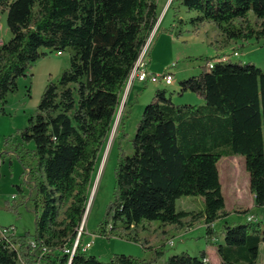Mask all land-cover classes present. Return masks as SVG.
Instances as JSON below:
<instances>
[{"label": "trees", "instance_id": "obj_1", "mask_svg": "<svg viewBox=\"0 0 264 264\" xmlns=\"http://www.w3.org/2000/svg\"><path fill=\"white\" fill-rule=\"evenodd\" d=\"M159 1L0 0L12 33L0 44V112L18 79L46 54L43 48H71L69 67L47 83L20 131L35 148L30 153L19 144L0 151V165L10 153L25 167L36 212L35 244L0 228V264L150 263L126 254L109 261L87 254L86 233L72 249L128 76L158 23ZM175 1L197 13L194 23L215 24L225 43L264 36V0H172L171 5ZM251 14L259 27L250 22ZM210 61L213 67L207 68ZM179 86L180 95L192 91L204 103H176L166 89L156 90L137 123L132 153L119 158L101 235L111 236L118 222L131 229L144 219L184 225L189 217L203 218L214 237L213 223L228 213L218 168L228 155L245 157L254 205L264 206V69L230 58L206 59L201 72L179 80ZM124 116L125 108L118 134ZM187 195L203 196L204 210H178L177 200ZM223 232L225 242L216 244L219 264H258L264 217L225 221ZM207 258L206 250L195 256L182 252L166 264H213Z\"/></svg>", "mask_w": 264, "mask_h": 264}, {"label": "rangeland", "instance_id": "obj_2", "mask_svg": "<svg viewBox=\"0 0 264 264\" xmlns=\"http://www.w3.org/2000/svg\"><path fill=\"white\" fill-rule=\"evenodd\" d=\"M171 2L172 0L159 1L161 19L156 25L157 31L153 30L155 33L147 55L149 59L150 52L153 51L152 62L158 68L169 62L165 65V70H172L177 77L179 74L176 70H182L185 73L202 67L206 59L222 57V52L219 54L218 51L223 49L225 55L230 56L233 62H251L264 69V36L260 39L256 36L249 39L238 38L220 47L218 39L221 36L223 39V35L215 24L207 22L205 25H196L191 21V17L197 14L195 11L188 10L179 1H175L172 5ZM167 5L168 8L164 11ZM249 18L252 24L255 23V26L259 27L260 21L253 14ZM236 22L245 25L242 19H237ZM197 26H199L198 30H196ZM160 34L166 37L157 48L156 43ZM11 36L12 33L7 25V11L0 8V44L8 41ZM43 50L46 54L29 67L26 76L18 79V89L8 95L4 103L5 112H0V151H6L11 146L19 144H23L30 153L35 148L33 141L22 140L20 131L27 126L28 118L37 110L47 83L50 80L56 81L60 77L62 71L69 67L71 57L70 47L62 54L49 48H43ZM234 51H238L239 55H234ZM174 61L175 66H171ZM178 86L177 80L173 85L147 82L144 88L138 91L133 90V84L130 86L126 96L128 102L125 98L126 101L122 104V112L125 108V116L119 134L116 133L110 149L107 151L106 146L101 154L95 177V195L83 217L82 224L87 232L82 236L83 242L91 243L87 254L95 255L102 261H109L116 254H126L150 262L149 264H166L171 255L188 252L195 256L207 249L212 258L213 252L218 257L215 246L225 242L223 232L225 221L237 224L247 222L249 218L264 217V206L254 205L251 197L245 157L236 154L223 156L218 162L227 207L225 210L228 213L213 223L214 237H209L203 218L191 221L189 217L186 218L184 225L163 224L159 220L144 219L138 226L131 229H126L121 222H118L111 236L100 234V224L114 199L119 158L122 154L132 153V139L137 123L145 105L153 101L156 90L166 89L167 96L176 103L189 101L197 104L204 103V101L190 100L187 93L196 95L192 91H186V94L180 95ZM125 89L122 98L125 97ZM3 160L0 165V228L7 229L8 234L25 236L32 241L36 219L33 207L35 191L31 187V182L26 179L25 167L16 154L4 153ZM92 189L93 186L91 191ZM237 190L240 192L237 193ZM237 195L241 202L239 206L233 204ZM177 209L202 212L204 198L200 195L183 196L177 200ZM20 264L26 263L21 260ZM258 264H264V242L260 246Z\"/></svg>", "mask_w": 264, "mask_h": 264}, {"label": "built area", "instance_id": "obj_3", "mask_svg": "<svg viewBox=\"0 0 264 264\" xmlns=\"http://www.w3.org/2000/svg\"><path fill=\"white\" fill-rule=\"evenodd\" d=\"M154 33H155V31H152L150 37L148 38L145 45L143 46L132 70L130 71V74H129L128 80H127V84H126L125 97L124 98H126L127 93L129 92V88L133 84L135 79H138L139 81H143V82H152V83H159L160 82V83H164L166 85L172 84L174 81V73L170 69H166L162 73H159V74L151 72L148 69L149 61H148L147 55H148L149 46H150L151 41L153 39ZM57 53L62 54L61 51H58ZM233 54L239 55V52L234 51ZM228 58H230V56L223 55L220 58V60H226ZM213 64H214V62L210 61L206 64V66H207V68H212ZM171 66H175V62ZM7 232H8L7 229H3V231H2L3 234H8ZM83 233L87 234L83 224H81V226L78 230V234H77L73 249H72V253H74V251L76 250V248L80 242V238H81ZM31 242L33 244H35L34 240H32ZM170 243L172 244L173 241L171 240ZM90 246H91L90 242H85L82 245V251L87 252Z\"/></svg>", "mask_w": 264, "mask_h": 264}, {"label": "crops", "instance_id": "obj_4", "mask_svg": "<svg viewBox=\"0 0 264 264\" xmlns=\"http://www.w3.org/2000/svg\"><path fill=\"white\" fill-rule=\"evenodd\" d=\"M195 24L196 25H198V24H203V25H205V24H207V22H205V21H196L195 22ZM159 27V26H158ZM199 29V26H197L196 27V30H198ZM155 31H157V30H155ZM166 36L164 35V34H160L159 35V37H158V40H157V48H159L160 47V44H161V41L165 38ZM218 41H220V42H218V43H220L219 45H220V47H221V45H224V44H227V43H225L224 41L222 42V36H221V38L220 39H218ZM222 42V43H221ZM220 49V48H219ZM219 54H221L220 52H222V54L223 55H225V51L223 50V49H220L219 51ZM153 51L152 52H150V56H149V59H148V61H149V63H148V69L150 70V71H152V72H154V73H157V72H162V71H164L165 70V65L166 64H168V63H166L165 65H163L161 68H158L157 67V65H155V64H153ZM222 56V55H221ZM221 57H216L215 58V60H217V59H220ZM175 62V61H174ZM173 62V63H174ZM164 68V69H163ZM201 70H202V67H198V68H195V69H193V70H190V71H187V72H185V73H183V71L182 70H176V71H178V76L177 77H175V73H174V81H173V83L172 84H169V85H173L174 83H175V81L177 80V82H179V80H181V79H183V78H185V77H187V76H190V75H195V74H199L200 72H201ZM186 74H189V75H186ZM27 75V74H26ZM143 83V84H142ZM145 83H147V82H143V81H139L138 79H135L134 80V82H133V90H136V91H138V90H141V89H143L144 88V85H145ZM178 88L180 89V86H178ZM187 92H185L184 94H186ZM144 94V93H143ZM183 94V95H184ZM187 95H189L188 96V98L190 99V100H194L195 102H202V101H204V99L203 98H201V97H199V96H197V95H194V96H192V94H189V93H187ZM127 98V97H126ZM125 98H124V103H125ZM127 102H128V98H127ZM192 102V101H191ZM123 103V104H124ZM186 103H190V101L189 102H186ZM197 104V103H196ZM250 187V186H249ZM240 191L239 190H237V193H239ZM250 193H251V197L253 198V193L251 192V190H250ZM236 198H235V200H234V202H233V204H235V205H241V202H240V198H239V195H237V196H235ZM225 208H227V207H225ZM215 248H216V246H215ZM213 251H214V249H213ZM206 252H207V254H208V260L211 262V263H213V264H219L220 263V257L218 256H216V254H215V252H213V255H214V257L212 258L211 257V253H210V251H209V249H207L206 250Z\"/></svg>", "mask_w": 264, "mask_h": 264}, {"label": "bare ground", "instance_id": "obj_5", "mask_svg": "<svg viewBox=\"0 0 264 264\" xmlns=\"http://www.w3.org/2000/svg\"><path fill=\"white\" fill-rule=\"evenodd\" d=\"M167 8H168V5H167V7L165 8L164 11H166ZM122 109H123V108H120V113H119V115L117 116L116 121H115V124H114V126H113V128H112V131H111L109 137H108L107 144H106V146H107V151L110 149V147H111V146L113 145V143H114V140H115V137H116V132H117V127H118V123H119V119H120V114H121V112H122ZM101 164H102V163H101ZM94 193H95V187H94L93 190H92V198H93V196L95 195ZM91 202H92V199H91V201H90V203H89L88 209L90 208Z\"/></svg>", "mask_w": 264, "mask_h": 264}, {"label": "water", "instance_id": "obj_6", "mask_svg": "<svg viewBox=\"0 0 264 264\" xmlns=\"http://www.w3.org/2000/svg\"><path fill=\"white\" fill-rule=\"evenodd\" d=\"M171 0H169V2H170ZM160 19H161V16L159 17V20H158V22L160 21ZM158 24V23H157ZM156 24V25H157ZM155 28H156V26H155ZM155 28H154V30H155ZM124 103V98H122L121 99V103H120V108H122V104ZM120 108H119V112H118V114L116 115V118H117V116L119 115V113H120ZM115 121H116V119H115ZM114 124H115V122H114ZM114 126V125H113ZM95 187V180H94V184H93V188ZM93 190V189H92ZM91 199H92V191H91V193H90V196H89V200H88V204H87V207H86V211H85V214H84V217H85V215H86V213H87V211H88V206H89V203H90V201H91ZM72 259V258H71ZM69 264H71V260H70V262H69Z\"/></svg>", "mask_w": 264, "mask_h": 264}]
</instances>
